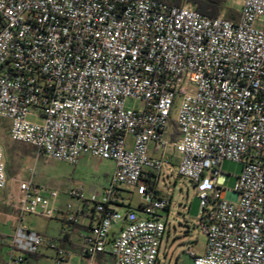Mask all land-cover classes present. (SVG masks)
<instances>
[{
  "label": "built area",
  "instance_id": "2783aa9c",
  "mask_svg": "<svg viewBox=\"0 0 264 264\" xmlns=\"http://www.w3.org/2000/svg\"><path fill=\"white\" fill-rule=\"evenodd\" d=\"M0 120L11 141L51 160L114 163L101 193H68L97 219L85 258L160 264L171 203L145 180L160 179L171 147L201 202L207 242L192 264H264V0H244L237 21L159 0H0ZM224 162L243 166L231 191ZM9 182L0 143V191ZM121 187L141 197L137 210H117ZM57 198L18 182L6 264L43 247L58 263L72 255L23 225L25 214L52 219Z\"/></svg>",
  "mask_w": 264,
  "mask_h": 264
},
{
  "label": "rangeland",
  "instance_id": "374dc122",
  "mask_svg": "<svg viewBox=\"0 0 264 264\" xmlns=\"http://www.w3.org/2000/svg\"><path fill=\"white\" fill-rule=\"evenodd\" d=\"M243 1L229 0V8L239 13ZM127 104L129 107L133 106L131 101ZM177 117L176 108L171 114L167 140L174 131ZM8 127L7 121L0 120V143L5 150L10 179L7 189L0 191V264L9 261V244L20 220L14 206L18 194V182L31 180L43 190L44 194L49 195L51 192L58 194L57 200L53 202L57 213L52 219L29 214L22 216L23 225L39 234L45 243H48L50 240H61L62 212L68 211L67 206L74 202L68 193L83 191L87 196L101 193L108 185L115 169L112 161L97 160L88 156L83 157L76 166L51 160L29 145L11 141ZM167 152L170 157L175 154L171 147ZM177 166L178 164H164L157 183L160 196L171 203L170 208L161 213L167 230L160 251V264H192L188 253L193 251L197 255H202L207 242V237L201 228V202L197 189L191 181L178 176ZM242 171L241 164L224 162L221 169L224 189L234 190ZM122 189L125 190L124 196L129 199H126L125 207L118 208L119 212L123 214L128 208L137 210L142 203L141 197L133 188L122 187ZM138 216L142 217V214L138 212ZM117 228L116 226L115 229ZM40 254L42 257L37 261L24 264H80L73 256H70L68 261L58 263L57 253L48 247L41 248ZM109 264L116 263L109 260Z\"/></svg>",
  "mask_w": 264,
  "mask_h": 264
},
{
  "label": "crops",
  "instance_id": "0c3cea01",
  "mask_svg": "<svg viewBox=\"0 0 264 264\" xmlns=\"http://www.w3.org/2000/svg\"><path fill=\"white\" fill-rule=\"evenodd\" d=\"M171 139L170 138L168 140ZM171 141V140H170ZM171 164H178L177 154L171 155ZM157 157V156H156ZM158 180L154 178L153 175H149V177L145 180L146 185H153L155 189L159 192L157 188ZM124 191L122 187L119 191V203L116 208L125 207L126 199L128 197L124 196ZM128 194H132L129 193ZM160 195V194H159ZM72 208L68 209L66 212H62V217L60 218L63 226V233L61 236L60 245L63 249L71 252V256L76 258V261L80 264H109V260H113V257L110 254H98L93 259H87L83 256V251L85 247V239L89 236L92 228L96 225L97 219L96 217L85 208L80 202L73 200ZM71 204V203H70ZM71 210V211H70ZM59 211H61L59 209ZM119 211V210H118ZM57 213V212H56ZM11 243V242H10ZM10 248V244H9ZM56 252L55 249H51ZM41 256L40 252L37 255H29L26 257L24 263H29L31 261H37ZM72 257V258H73ZM69 258L64 260L68 261ZM23 263V264H24ZM116 263V262H115ZM6 264V263H3Z\"/></svg>",
  "mask_w": 264,
  "mask_h": 264
},
{
  "label": "trees",
  "instance_id": "16d2710c",
  "mask_svg": "<svg viewBox=\"0 0 264 264\" xmlns=\"http://www.w3.org/2000/svg\"><path fill=\"white\" fill-rule=\"evenodd\" d=\"M177 7H189L209 18H218L225 15V18L237 21L239 13L229 8V0H159ZM174 131L171 133V141L179 139V131L174 123ZM154 187L153 185H149ZM37 255V254H36ZM35 256V255H34Z\"/></svg>",
  "mask_w": 264,
  "mask_h": 264
}]
</instances>
